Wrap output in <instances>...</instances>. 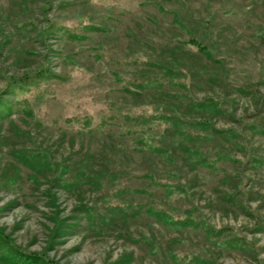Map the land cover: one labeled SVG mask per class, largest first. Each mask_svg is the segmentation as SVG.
Returning <instances> with one entry per match:
<instances>
[{
  "label": "rangeland",
  "instance_id": "rangeland-1",
  "mask_svg": "<svg viewBox=\"0 0 264 264\" xmlns=\"http://www.w3.org/2000/svg\"><path fill=\"white\" fill-rule=\"evenodd\" d=\"M158 117L210 125L176 146ZM16 250L264 264V0H0V264Z\"/></svg>",
  "mask_w": 264,
  "mask_h": 264
},
{
  "label": "trees",
  "instance_id": "trees-1",
  "mask_svg": "<svg viewBox=\"0 0 264 264\" xmlns=\"http://www.w3.org/2000/svg\"><path fill=\"white\" fill-rule=\"evenodd\" d=\"M190 44L191 45H194L196 46L200 51L202 52H207V47L202 45L200 42H198L196 39H192L190 41ZM200 108L204 109V110H207L209 107H207L208 105L206 103H200L198 105ZM159 119H164V120H176V124H177V128H178V133L177 135L174 137V140H176V143H172L173 145H176L178 146L179 144V141L177 140L180 136V139L182 137H185L184 133L180 131V128H185V127H188V128H194V129H207L209 127V122H204V121H196V122H188V121H184V120H180V119H174V118H164V117H158ZM178 136V137H177ZM187 136V135H186ZM189 138V136H188ZM190 140V138H189ZM175 142V141H174ZM187 144H183L181 145L182 146V149L184 152H186L189 157H200L201 155L197 154L196 152L197 151H193L192 147H194V145L191 147H187L185 146ZM17 252V256L21 259L22 262H24L25 264H39L41 261H45L47 264H56L54 262H51L49 260H47L45 257H43L42 255H38V254H29V253H24L23 251H19V250H16Z\"/></svg>",
  "mask_w": 264,
  "mask_h": 264
}]
</instances>
